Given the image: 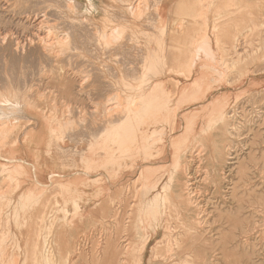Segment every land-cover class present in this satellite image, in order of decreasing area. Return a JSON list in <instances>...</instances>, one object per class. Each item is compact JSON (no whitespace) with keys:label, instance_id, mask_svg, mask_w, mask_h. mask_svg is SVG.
Listing matches in <instances>:
<instances>
[{"label":"rangeland","instance_id":"rangeland-1","mask_svg":"<svg viewBox=\"0 0 264 264\" xmlns=\"http://www.w3.org/2000/svg\"><path fill=\"white\" fill-rule=\"evenodd\" d=\"M6 1L10 6H3L4 1L0 0V33L13 32L26 43L49 24L58 25L56 28L60 30L70 28L72 23L82 26L74 30L78 47L72 50L64 44L61 48L72 54L63 55L64 59L59 62L45 59L36 46L27 50L24 58L7 49L0 50V78L3 77L0 82L6 80L0 84L11 78L16 80L22 93L30 95V102L41 105L45 111L40 114L33 108L22 112L30 121L25 119L24 123L22 119L24 125L18 123L0 143V264H35V258L47 264L41 256L46 250L45 237L49 242L46 253L54 264H66L68 251L76 247L73 264H116L111 261L110 250L107 255L103 250L107 245L122 241V229L131 224L129 203L132 199L123 192L130 184L131 191L144 193L148 183L145 178L146 182L136 181L138 172H133L132 164L144 163L142 158L147 155L153 159L159 143L155 142L149 153L138 152L131 143L127 144L130 148L124 145L128 150L132 148L131 152L121 149L122 144H115L109 133L120 129L129 115L139 113L140 93L147 87L150 90L149 85L156 81L165 83L162 93L175 108L182 100V90L196 77L190 75L194 49L197 59L202 56L203 60L199 75L207 78L215 89L203 103L194 106L185 101L184 105L188 104L184 109L194 113L207 101L223 97L232 134L227 133L223 138L222 145L227 147L219 158L215 140L224 125L203 119L181 152L189 164L187 173L173 167L171 148L167 150V158L156 164H171L170 171L181 177L182 184L187 178L191 180L189 193L193 197V209L201 211L204 228L202 238L192 239L193 248L188 250L193 260L201 257L204 264H264V32L252 28V19L264 13V0H206L210 9L201 17L193 16L202 9L200 0H162L166 24L161 23L155 8L159 0H145L143 12L147 14L134 17L127 13L125 18L116 10L121 4L119 0H76V8H69L64 0H47L53 14H48L47 23L40 24L41 27L32 16L30 21H21L25 14L19 12L28 7L31 0ZM94 4L98 9H93ZM104 5H111L115 12L104 15ZM178 19L183 20L182 28L176 23ZM205 20L208 23L206 36L202 30ZM215 22L219 24L216 30ZM40 34L45 37L47 30ZM207 36L210 46L205 42ZM158 38L162 39L158 41ZM236 49L244 52L245 57L230 71L222 57L236 60ZM151 60L159 61L161 64L157 65L161 68ZM81 85L85 88L81 89ZM5 92L4 88L0 90V93ZM53 101L58 103L55 108ZM67 104L71 107L67 108ZM201 126L207 131L197 139ZM164 127L169 133L170 119ZM182 129L178 133L183 132ZM25 132L30 133L27 143ZM95 135H104L101 140H107L111 151L116 149L115 154L121 161L107 162L103 159L104 149L99 157L96 151L99 138L95 141ZM203 143L207 149L201 146ZM17 166L22 170H17ZM160 174L149 178L151 183ZM185 190L183 187L188 195ZM22 193L26 197L21 200ZM132 209L133 219L136 204ZM110 211L118 213V218L109 216ZM174 224L181 231L179 221ZM164 233V228H160L158 239H162ZM156 241L152 239L145 248L146 264ZM80 253L84 257L80 258Z\"/></svg>","mask_w":264,"mask_h":264},{"label":"bare ground","instance_id":"bare-ground-1","mask_svg":"<svg viewBox=\"0 0 264 264\" xmlns=\"http://www.w3.org/2000/svg\"><path fill=\"white\" fill-rule=\"evenodd\" d=\"M2 1H4L3 6H7V7L10 6L8 1H6V0H2ZM31 1L32 2L28 4V7L30 9H28V7H25L19 12L21 15L25 14L24 18H22L21 21H23V19H26V22L28 20L30 21V17L32 16V18L39 21L38 25H40V24L42 25L44 22L47 23L48 14H51V15L53 14V12H52L53 10H51L50 8H49L50 10L48 9L49 6L47 5V0H31ZM57 1L59 2L60 0H57ZM119 1L121 4L119 6H117L116 10L122 14L123 18H125L124 16L127 13L131 14L134 17L135 16L141 17L142 13H146V11L143 12L144 7H145L144 2L146 3L145 0H119ZM64 2L68 5L69 8H73L75 6H78L76 0H64ZM147 4H149L148 1H147ZM200 5L202 7L201 11L196 13V14H193L194 17L205 16L207 8L210 9L209 3H207L206 0L205 1L200 0ZM93 6H94L93 9H98V7L95 4ZM65 8H67V6H65ZM69 8H67L68 11L70 10ZM155 8H157L159 16L161 17V23L166 24L165 21L163 20L164 9H163V5H162V0L158 1L157 7H155ZM54 9L57 11L56 8H54ZM58 11H60V10H58ZM102 11L104 12V15H106V14L108 15V13L112 12V11L115 12V10L111 9V5H104V7L102 8ZM85 12H87V11H85ZM81 16H82V14H81ZM59 17H61V16L59 15ZM55 18H58V17H55ZM49 19H51V18H49ZM57 20H59V19H57ZM66 21H68V20H66ZM167 21H168V19H167ZM182 21L183 20L178 19L176 22L178 25L181 26V28L183 25ZM54 24H56V23H54ZM54 24H51V25H54ZM41 25H40V27H41ZM71 25H72L71 27L68 25V27H70L68 29H66L67 27L65 26L66 30H60V27H59V29H57L58 25L57 26H55V25L50 26V24L46 25L47 28H45V29L41 28V31L38 34L30 37L28 39L27 43L25 41L24 42L21 41V37L19 38V36L15 35L13 32H12V34H5V35H3L1 32L0 33V50L7 49L11 52V54H15L17 56L19 55L22 58H24L27 54V50H29L32 46H36V48L39 49L40 53L43 55V57L45 59H47L48 61H51V62H59L61 59H64L63 55L65 56V55H68L69 53H71V52H69L70 50L68 51V49L72 48V50H73V49L78 47V45L75 46V43H76L75 37L76 36H75L74 30H77V27L82 26V24L80 23V24H78L79 26H76L75 23H72ZM161 25L162 24H160L159 27H161ZM213 25L212 26L215 30L219 27V24L217 22H215ZM164 26L165 25H163V27ZM168 26H169V24H168ZM252 28H254L259 33L264 32V13L256 15V17L252 19ZM69 29H72L73 32L69 31ZM160 29H162V28H160ZM43 30H47V35L45 37H42L40 34L41 32H43ZM202 30L204 31V35L206 36L205 32L208 30V23L206 22V20L204 21V24L202 26ZM78 31H80V30H78ZM104 32H105V30H104ZM107 37H109L108 34H107ZM153 38H155V36H153ZM153 38L150 37L151 40H153ZM165 38H167V37H165ZM161 39H159L158 41H160ZM205 39H206L205 42L207 43V45L210 46L211 45L210 44L211 40L209 41L210 38H208V36H207V37H205ZM217 41H218V39H217ZM191 43H192V45L194 44L193 40ZM64 44L67 46H70V48L67 47L68 49L64 48L65 50H63L61 47ZM163 44H164V41H163ZM235 47L236 46L234 45V48ZM82 48H83V46H82ZM104 49H106V47H104ZM108 49H109V47L107 48V50ZM236 52L238 54L236 60L228 59L225 57V55H223V57H222L224 64L227 65V68L229 67L228 69H230V71H234V69H236L237 65L240 62H242L244 57H245L244 52H240L238 49H236ZM150 53H152V52H150ZM149 54H147V55L149 56ZM197 54L198 53L194 49L192 55L195 58H192L191 63H190V75L191 76L196 75V77L194 78V81L192 82V84L189 87H185L183 90L181 89L182 90V92H181L182 100L179 101L180 103H178L175 108H172L170 106L166 96L162 93V89L164 88L165 83L164 82L159 83L156 81L153 84L149 85L150 90H147L148 89V87H147L146 90H144L140 93V95H141V103H140L141 106L139 109V113L137 115H134V116L129 115V117L127 119H125V124L123 126H121V128H120V129H122V127H123L124 128L123 130H120V129L117 130L115 128V132H113L114 130H112V133H109V135L113 137V142L115 144H116V142L119 144H122L121 149H125V150H128V149H126V147L130 148L129 146H127V144L129 145V143H131L138 149V152L144 151L146 153H149L150 149L153 146H155V142L159 143V144L157 143L158 145L156 147L157 148V155L153 159H150L147 155L144 159L142 158V160H143L142 162H144V163L138 164V163L133 162L134 165L132 164L133 172H135V171L138 172V176H137L136 181L139 182V180L141 179V180H144L146 182L145 179H147V182L149 184L148 183H147V185L145 184L147 187L143 186V184L145 182L142 184V187H144L146 189H145V192L144 193L141 192V194L139 191H136V192L131 191V187L129 186L130 184H128L125 187V192H123V193H126L127 196H129L132 199L129 203V206L131 207V209H130L131 212H130V216H129V218L131 219V224H127L122 229V233H123V237L121 236L122 241H116V243L113 246L107 245L106 249L103 250L104 255H107L108 250H110L109 254L111 256V261L112 262L114 261V263H116V264H146L145 248L150 243V241H152V239H155L157 241H156V244L151 248V256L147 260L148 264H168L169 263L168 261L178 262V263H174V264H204V262H205L204 258H202V260L200 259L201 257H197L196 260H193L191 258L190 251H188V250H191L193 248L194 243H192L193 242L192 239L198 240V238L200 239L204 235V228H203V221H202V217H201V211L193 209L194 201L192 200L193 197L190 196L191 192L189 193V191L191 190V183H190L191 180L187 178L186 181L182 184L181 183V177L176 175L174 171L171 170L172 171L171 172L170 167L173 165V167L176 169H177V167L182 168L187 173L188 168H189V164L185 161L181 152L187 146L188 141L190 142L189 139L192 136V134H195V132H197L198 124L203 119H208V123H211V122L213 123V121H219L221 124L224 125L223 131L220 134L216 135L217 138L215 140L216 156H218L220 158V155L222 154V150L226 149V147H227V145L226 146L222 145L223 138L226 137L227 133L232 134V131L230 130V126L232 124L228 119V113L224 112V104H223L224 98L221 96H217L214 99L207 101L202 106L201 109H199L198 111H194V113L185 111L184 106L187 105L188 103L190 105L194 104V106H195V105H197V103H201V102L203 103L204 101L208 100L209 96L211 95L212 89L214 88L213 84L210 85V83L207 81V78H205L203 75L202 76L199 75L200 66L203 63V60H202V56H199V58H201V59L198 60ZM68 58H67V60H68ZM18 60L20 62L19 58H18ZM34 61H35V58H34ZM154 61L155 60H153L152 62H154ZM157 63H160V62L158 61ZM157 63L154 62V64H156V65H157ZM25 64H27V63H25ZM65 64L66 63H64V65ZM150 64L153 65L152 63H150ZM156 65H154V66H156ZM154 66L152 68H155ZM157 66H159V68H161L160 65H157ZM68 67H70V66H68ZM49 68H50V66H49ZM148 69L150 70L149 67H148ZM169 69L173 70V67L170 66ZM62 70H63L62 71L63 73H66V70H64V69H62ZM155 70L157 71V69H155ZM161 70H164V69H160V71ZM15 71H16V69H15ZM48 71H50V70H48ZM153 72H154V70H153ZM50 74H51V72H50ZM2 78H0V79H2ZM190 78L191 77H189V79ZM228 79H230V78H228ZM26 80H28V78ZM26 80L23 82H26ZM2 81H6L5 78H4V80H1V82ZM15 81L16 80L13 81V79L11 78V79L7 80V82L0 84V90H2L3 88L6 90L5 93H0V143H3L5 135L6 134L9 135V133H11L19 125L18 123L22 122V119L24 121H25V119L30 121V119L27 116H24L21 114L22 112L23 113L27 112L33 108H37V112L39 111L40 114L45 112L44 109L41 108V105L33 104L30 102V95H26L25 92L22 93L21 87L16 85ZM23 82L20 81V84H21V86L24 87V85H22ZM80 88L84 89L85 86L81 85ZM24 89H26V88H24ZM185 101L186 102L188 101V103L187 104L185 103V105H184ZM52 106L55 108L56 106H58V103L57 102L55 103L53 101ZM66 106H67V108L71 107L70 104H67ZM64 119H66V118H64ZM168 119L171 120V128L169 130V133H166L165 132L166 129L164 126H165V123ZM47 121H48V119H47ZM134 121H137L138 123L141 122V123L138 125V123L136 122V124H137L136 125ZM142 122L144 125H142ZM24 123H26V121ZM24 123H21V125H24ZM127 125L129 126V129L127 128ZM141 125H142V127H140ZM210 126H208V127H210ZM136 127H137V129H136ZM182 127H183V129H182L183 132L178 133V130H180ZM94 131L97 132L98 130L96 129ZM206 131H207V129L204 126H201V130H200L201 133L198 136H196V138L200 139L202 137L203 133H206ZM29 132L31 133V131H29ZM29 132L24 133V140H26L25 143H27V139L30 135ZM96 132H94V134H96ZM12 135H13V133H12ZM103 136L104 135H100V136L95 135V137L93 136L94 140L97 137L99 138V140H97L98 138L96 139L98 141L96 143V144H98V146L94 144V147L97 146L99 148V150H96V151H98L97 152L98 156L101 157V155L103 154V151H101V150L104 149L106 151V156H105L106 158L104 157L103 159H107L106 161L110 162V163H111V161L112 162L113 161H119L121 158L119 156H117V154H115L116 149H114V151L113 150L111 151L106 144L107 140H105L106 142L101 140V138ZM220 137H221V139H220ZM95 141H93V143H95ZM16 142H17V139H16ZM194 142H195V139H194ZM124 145H126V147ZM201 146L204 148L205 144L203 143V145L201 144ZM168 148H171V150H172V158H171L173 160L172 165L165 162L162 165L157 166L156 163L158 161L162 162L167 158ZM198 148H200V147H198ZM137 149H135V150H137ZM204 149H207V147ZM128 151L132 152V148ZM138 152H136V153H138ZM124 153H125V151L123 150V154ZM121 154H122V152H121ZM129 154H130V152H129ZM133 154H134V152H133ZM133 154H132V157L134 158ZM229 154L230 153H228V155ZM137 157H138V155H137ZM196 159L197 158L195 157V160ZM102 161H104V160H102ZM173 167H171V168H173ZM16 168H17V170H20V169L22 170L21 166H17ZM154 171L155 172L159 171L161 174L159 175L158 179L155 182L151 183L150 179L152 178V176L159 173V172L155 173ZM153 172L155 174H153ZM167 176H169V177L166 180ZM141 182H143V181H141ZM183 187L186 189L185 191L188 192V195H186L184 193ZM25 197H26V194L22 193V195L20 196V199L22 200ZM135 204H136V216H134V218L132 219L131 214H133V211H134L132 208ZM109 213L111 214V215L109 214V216L118 218V213L114 214L111 211ZM106 216H108V215H106ZM178 221L180 223L179 226L181 227L180 228L181 231H178L177 226H175V224H174ZM162 227L164 228V232H165L164 237L162 239H158L157 236L159 234L160 228H162ZM142 228H144V229H142ZM141 230H142V232H141ZM179 232H181V233H179ZM141 235H142V240H141ZM181 235H183V236L180 237ZM185 236L187 237L186 239L183 238ZM45 238L46 239H45L44 246H45V249L47 250V248L49 246V242H48L47 237H45ZM138 239H139V241H138ZM37 247H38V244L35 245V248H37ZM77 249L78 248L76 247L75 249L68 251L67 258H66V264H73L72 256L77 251ZM100 249L98 247V251H100ZM46 250L41 252L42 259L47 264H54L53 259L49 256V254L46 253ZM100 255L101 254L99 253V258H102V256H100ZM79 257L80 258L84 257L83 253H80ZM35 264H41L40 260L38 258H35Z\"/></svg>","mask_w":264,"mask_h":264}]
</instances>
